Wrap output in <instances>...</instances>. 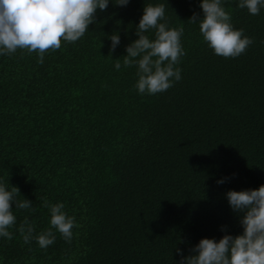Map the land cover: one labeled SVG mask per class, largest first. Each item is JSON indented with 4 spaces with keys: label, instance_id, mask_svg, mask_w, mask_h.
Segmentation results:
<instances>
[{
    "label": "trees",
    "instance_id": "trees-1",
    "mask_svg": "<svg viewBox=\"0 0 264 264\" xmlns=\"http://www.w3.org/2000/svg\"><path fill=\"white\" fill-rule=\"evenodd\" d=\"M222 0L234 30L253 43L236 58L216 55L194 13L201 0H109L75 43L45 53L0 55V183L18 187L12 239L0 237V264H179L203 238L243 233L226 193L264 185V7L258 15ZM165 6L169 29L183 27L181 79L140 94L137 67L123 66L145 6ZM120 36L109 53L112 34ZM155 39V30L145 33ZM116 59L120 70L115 69ZM224 180L218 184L217 181ZM63 203L75 218L70 242L43 207Z\"/></svg>",
    "mask_w": 264,
    "mask_h": 264
},
{
    "label": "clouds",
    "instance_id": "clouds-1",
    "mask_svg": "<svg viewBox=\"0 0 264 264\" xmlns=\"http://www.w3.org/2000/svg\"><path fill=\"white\" fill-rule=\"evenodd\" d=\"M129 0H117L116 5L127 6ZM109 0H0V55H13L18 49L27 53H38V63L43 64L45 53L61 48L62 42L75 43L95 23L97 9L107 10ZM199 13H194L188 22L199 24L203 40L213 52L224 58H236L243 54L253 40L243 35V29L234 30L231 16L222 6V0H201ZM237 7L247 8L251 15H258L264 0H239ZM165 20V6L148 5L136 29L138 39L126 46L127 55L123 56L125 68L137 67L135 89L140 94L155 95L167 91L173 81L181 79V70L174 67L186 53L181 44L184 29H169ZM155 30V39L145 33ZM109 53L115 52L120 36L112 34ZM121 63L116 59L115 69ZM224 180L217 181L218 184ZM18 187L11 190L0 183V237L12 239L9 231L16 224L13 203L17 209L31 210L32 201L17 200ZM230 207L243 213L240 223L243 233L237 236L224 235L219 242L203 238L192 249L193 255L183 257L179 264H264V185L258 189L226 193ZM43 207L50 212V227L33 236L34 227L25 217L18 231L25 244L35 239L40 248L46 249L55 242L53 229L65 241L70 242L72 229L78 227L74 217L64 211L63 203L50 204L44 200Z\"/></svg>",
    "mask_w": 264,
    "mask_h": 264
}]
</instances>
